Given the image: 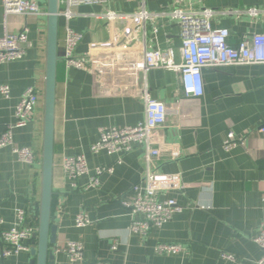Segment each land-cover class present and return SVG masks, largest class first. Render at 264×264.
Wrapping results in <instances>:
<instances>
[{
	"label": "crops",
	"instance_id": "1",
	"mask_svg": "<svg viewBox=\"0 0 264 264\" xmlns=\"http://www.w3.org/2000/svg\"><path fill=\"white\" fill-rule=\"evenodd\" d=\"M46 10L47 0H42ZM175 0H110L105 6H81L78 17L69 24L83 34L77 49L86 55L106 48L111 33L96 16L108 11L135 15L168 11ZM200 6L215 10L261 11L256 17L224 15L215 18L212 28L230 32L228 43L236 46L244 36L264 33V0H203ZM46 17L9 16L5 19L0 0V37L6 31L16 33L27 27L32 47L22 60L0 65V85H8L9 98L0 94V135L15 123V109L30 87L38 91L40 103L28 125L14 130L18 147L31 148L34 164L19 162L10 148L0 151V244L3 233L15 226L18 211L25 212L23 228L39 229L41 172L44 134V89L46 76ZM59 35V49L64 41L65 20ZM146 34L138 19L117 22L119 47L128 48L127 60L135 51L160 49L182 62L181 27L163 19ZM123 44V37L128 34ZM121 44V45H120ZM143 78V74L140 76ZM142 82V81H141ZM152 99L180 108L179 116L154 136V146L161 161L153 164L157 174L179 175L181 189L166 192L161 200L173 199L183 207L162 228H153L146 236L130 232L133 217L122 206L131 198L133 187L146 173L144 149L137 146L124 155L106 152L93 154L91 146L104 127L136 126L145 121V104L129 89L120 94L105 93L94 84L87 71L58 63L54 126V170L52 223L58 227L57 244L51 248L56 264H258L262 258L254 243L263 217L264 196V65H244L220 69L204 68V92L187 97L178 73L152 70L146 76ZM229 132L243 138L245 145L226 151L223 144ZM83 155L90 173L77 180L78 188L64 172V157ZM121 161V162H119ZM113 168L100 176L96 188L85 189L97 168ZM84 212L91 224L76 226L77 216ZM84 245V261L71 263L56 249L67 242ZM118 250L112 251L114 242ZM159 244L180 245L177 255L158 254ZM29 249L0 264H30L33 238L25 242ZM234 261L224 258V255Z\"/></svg>",
	"mask_w": 264,
	"mask_h": 264
},
{
	"label": "built area",
	"instance_id": "2",
	"mask_svg": "<svg viewBox=\"0 0 264 264\" xmlns=\"http://www.w3.org/2000/svg\"><path fill=\"white\" fill-rule=\"evenodd\" d=\"M110 0H60L59 18L65 20V35L59 59L68 67L87 71L93 78L98 89L105 93L120 94L129 89L132 95L145 104V121L136 126L104 127L99 129V137L91 146V152L98 154L106 152L109 155H124L132 152L137 146L144 149L146 173L142 180L133 187L130 199L122 201V206L133 217L130 232L146 236L153 228H162L172 221L175 214L181 213L183 207L173 199L161 200L160 196L166 192L181 189L179 175L157 174L153 171V164L161 161V152L153 144L154 136L166 128L172 118L179 116L180 108L170 106L164 102L152 99L147 74L152 70H170L179 74L182 90L187 97H200L204 92L203 69H220L244 65H264V33L244 36L236 46L228 43L230 32L226 29L215 30L212 23L215 18L224 15H249L256 17L261 11L257 8L247 10H215L199 4L203 0H175V5L168 11L148 13L141 10L135 15H125L112 11L96 16L105 22L111 33V41L106 48L95 49L86 55H78L77 49L83 41V34L75 32L69 26L78 17L77 9L81 6H105ZM4 16L41 17L47 18L48 11L43 8L39 0H2ZM138 19L146 34L148 23L152 25L153 34L159 32L158 21L167 19L176 22L181 27V56L182 62L177 64L170 54H164L160 49L136 50L132 60L125 57L128 48L119 47L120 34L114 30L117 22H132ZM28 28L11 33L6 31L0 37V65L22 60L32 43L28 37ZM46 32V31H45ZM143 74V78L140 76ZM142 81V82H141ZM10 87L0 85V94L10 97ZM40 103L38 91L35 87L28 88L22 95L15 109V123L8 126L0 135V151L10 148L16 159L25 164H34L36 154L31 148L18 147L14 142V130L28 125ZM264 133V126L260 128ZM245 145L243 138H237L229 132L223 144L226 151ZM121 162V161H119ZM64 172L78 188L77 180L90 173L87 159L83 155L68 156L62 162ZM112 173L113 168H97L85 189L96 188L100 184V176ZM263 217L258 235L254 243L260 248L262 258L258 264H264V196ZM17 223L13 228L3 233L0 244V258L7 259L29 249L25 246L31 240L35 231L23 228L25 212L18 211ZM2 220H0V224ZM91 224L88 216L82 212L76 218V226L84 228ZM115 241L112 251L118 250ZM158 254L177 255L182 252L180 245L159 244L155 248ZM56 254H65L71 263L84 261V245L81 242L69 241L63 247L56 249ZM224 258L234 261L229 255ZM98 264H111L100 261Z\"/></svg>",
	"mask_w": 264,
	"mask_h": 264
},
{
	"label": "water",
	"instance_id": "3",
	"mask_svg": "<svg viewBox=\"0 0 264 264\" xmlns=\"http://www.w3.org/2000/svg\"><path fill=\"white\" fill-rule=\"evenodd\" d=\"M46 19V76L44 89V134L42 151L41 200L39 229L33 235L30 264H56V255L51 250L57 244L58 227L52 223L54 126L56 108L57 71L59 63V12L60 0H47ZM129 35L123 37L125 42ZM120 44V45H121Z\"/></svg>",
	"mask_w": 264,
	"mask_h": 264
},
{
	"label": "trees",
	"instance_id": "4",
	"mask_svg": "<svg viewBox=\"0 0 264 264\" xmlns=\"http://www.w3.org/2000/svg\"><path fill=\"white\" fill-rule=\"evenodd\" d=\"M62 25H63V22H62V20L60 19L59 20V35H60V31H61V29H62ZM59 57H60V49H59ZM60 61V60H59Z\"/></svg>",
	"mask_w": 264,
	"mask_h": 264
},
{
	"label": "rangeland",
	"instance_id": "5",
	"mask_svg": "<svg viewBox=\"0 0 264 264\" xmlns=\"http://www.w3.org/2000/svg\"><path fill=\"white\" fill-rule=\"evenodd\" d=\"M42 3V0H39Z\"/></svg>",
	"mask_w": 264,
	"mask_h": 264
}]
</instances>
